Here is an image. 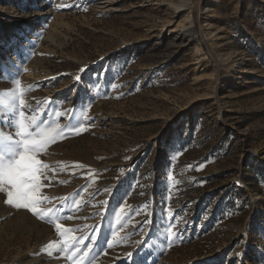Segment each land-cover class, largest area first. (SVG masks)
Wrapping results in <instances>:
<instances>
[{
    "label": "rangeland",
    "instance_id": "1",
    "mask_svg": "<svg viewBox=\"0 0 264 264\" xmlns=\"http://www.w3.org/2000/svg\"><path fill=\"white\" fill-rule=\"evenodd\" d=\"M14 77L84 130L39 154L45 220L0 193V264H264V0H0Z\"/></svg>",
    "mask_w": 264,
    "mask_h": 264
},
{
    "label": "snow or ice",
    "instance_id": "2",
    "mask_svg": "<svg viewBox=\"0 0 264 264\" xmlns=\"http://www.w3.org/2000/svg\"><path fill=\"white\" fill-rule=\"evenodd\" d=\"M13 81L17 86L15 89L0 92L3 125L8 128L15 127V137H18L14 138L12 134L0 131V193L6 194L7 205L17 210L26 209L39 219L45 220L46 217L41 214L39 205L42 199H47L41 196V178L49 165L42 163L38 158L39 154L58 138H67L66 132L80 134L84 130V125L69 123L61 129L52 126L42 127L43 121L37 123L34 117L27 119L25 112L21 110L24 106V100L21 98L24 90L20 89L18 79L14 77ZM66 115H69L70 119L74 118L69 113ZM76 167L84 166L77 164ZM54 211L48 209L49 213ZM47 222H52L51 216L47 217ZM56 229L62 232L59 223L56 224ZM48 247L51 248L52 245Z\"/></svg>",
    "mask_w": 264,
    "mask_h": 264
},
{
    "label": "bare ground",
    "instance_id": "3",
    "mask_svg": "<svg viewBox=\"0 0 264 264\" xmlns=\"http://www.w3.org/2000/svg\"><path fill=\"white\" fill-rule=\"evenodd\" d=\"M193 31V30H192Z\"/></svg>",
    "mask_w": 264,
    "mask_h": 264
}]
</instances>
